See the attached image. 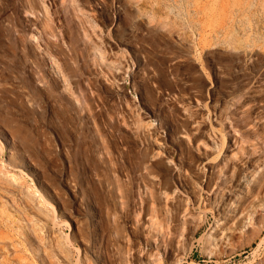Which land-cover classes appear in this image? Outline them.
I'll list each match as a JSON object with an SVG mask.
<instances>
[{"label":"rangeland","instance_id":"374dc122","mask_svg":"<svg viewBox=\"0 0 264 264\" xmlns=\"http://www.w3.org/2000/svg\"><path fill=\"white\" fill-rule=\"evenodd\" d=\"M0 264H264V0H0Z\"/></svg>","mask_w":264,"mask_h":264},{"label":"bare ground","instance_id":"6f19581e","mask_svg":"<svg viewBox=\"0 0 264 264\" xmlns=\"http://www.w3.org/2000/svg\"><path fill=\"white\" fill-rule=\"evenodd\" d=\"M61 73L63 74V72H61ZM65 81H66V80H65ZM9 153H10V152H9ZM13 175H14V174H13ZM11 176H12V174H11ZM15 178H16V177H15ZM38 197H39L40 199H41V198L43 199V197H42L41 195L38 196ZM43 200H44V199H43ZM43 200H42V201H43ZM44 201H45V200H44ZM44 201H43V204L46 202V201H45V202H44ZM46 203H47V202H46ZM46 205H47V204H46ZM141 252H142V251H141Z\"/></svg>","mask_w":264,"mask_h":264}]
</instances>
